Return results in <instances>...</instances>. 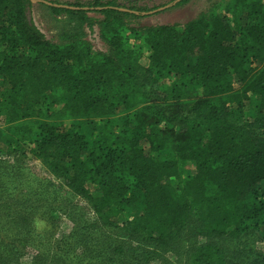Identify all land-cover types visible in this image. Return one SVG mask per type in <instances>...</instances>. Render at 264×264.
I'll use <instances>...</instances> for the list:
<instances>
[{
    "label": "trees",
    "instance_id": "1",
    "mask_svg": "<svg viewBox=\"0 0 264 264\" xmlns=\"http://www.w3.org/2000/svg\"><path fill=\"white\" fill-rule=\"evenodd\" d=\"M185 1L0 0V153L17 170L38 162L65 189L66 215L83 219V202L93 216L53 243L62 211L46 202L37 236L55 246L35 264H152L169 253L264 264V250L237 242L258 233L264 247V0H221L184 24L142 21ZM34 3L77 30L47 40ZM7 203L17 232L0 231L1 262L33 245L20 228L29 211Z\"/></svg>",
    "mask_w": 264,
    "mask_h": 264
},
{
    "label": "rangeland",
    "instance_id": "2",
    "mask_svg": "<svg viewBox=\"0 0 264 264\" xmlns=\"http://www.w3.org/2000/svg\"><path fill=\"white\" fill-rule=\"evenodd\" d=\"M50 2L58 4H83L89 0H49ZM136 4L140 6L147 7H158L166 3H169L173 0H133ZM124 3L123 1H120ZM221 0H186L183 3H179L176 6H172L166 10L160 11L157 14H154L150 17L144 18L142 21L144 24L148 25H160L167 23H179L184 24L192 19H194L201 12L217 11V6L219 7ZM32 17L34 25L41 31V33L46 37L47 40H53L59 35L65 34L68 35L77 30V22L66 16L62 15L60 17H55L50 10L46 9L39 3H34L32 7ZM85 36L88 38L87 30L85 29ZM95 50H103L104 46L101 44L100 40L97 37V34L89 36ZM69 123H64L63 127H68ZM69 128V127H68ZM18 176L20 178H18ZM58 181L52 176L48 175L41 165L35 161H29L27 164H23V167H19L17 170L13 167V164L10 163L9 158L5 154L0 153V231L4 235H7L9 232H17L15 229L17 226V219H14V215L8 217V209L13 206L8 205V201L12 200L16 208L26 209L29 211L28 221L26 223L20 222V228L23 229L27 227L28 230L32 231V247L29 246V243H25L27 248L24 255L15 257L14 255L7 259L6 261H0V264H35L34 256L36 254L41 255L43 252L48 253L51 257L53 253V243L56 239L61 238L62 235H67L70 230H73L75 223L80 221V224L83 222L92 223L93 216L92 213L88 210L81 209L80 206H83L84 203L81 202L77 208L79 215L84 216L83 219L75 218L71 215L72 210L69 209L70 214L66 215L65 207H61L60 199L65 195L64 190L60 189L58 186ZM22 184V185H20ZM15 187V188H14ZM41 189V190H40ZM59 189V190H57ZM35 190H40L38 195ZM8 195H12L8 197ZM67 197V195H65ZM54 202H53V200ZM57 199V200H55ZM60 199V200H58ZM2 200L6 203H2ZM51 201L52 205L57 206L62 212L52 213L51 222L54 223L52 228V240L53 243L50 244L44 240L39 239L37 236L38 233H43L47 230V227L50 223V220L44 219L42 216L43 212H46L44 206L46 202ZM50 204V203H49ZM48 205V204H47ZM62 214V215H61ZM69 216V217H68ZM31 236V235H30ZM116 238L123 239L126 237L125 234L117 232L114 235ZM15 238V237H13ZM10 238V239H13ZM10 239L4 240L8 242ZM245 239L247 241L248 248H253V252L260 253L264 250L263 242L260 235L254 234L251 238H240L238 245L245 244ZM134 240L130 239L129 241ZM229 240H223V245L228 244ZM232 247V246H231ZM4 248L0 245V251ZM240 257V256H239ZM238 257V258H239ZM152 264H186L182 261V258L178 255L164 254L161 255L158 259H155ZM243 259H240L241 262Z\"/></svg>",
    "mask_w": 264,
    "mask_h": 264
}]
</instances>
